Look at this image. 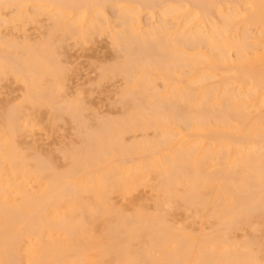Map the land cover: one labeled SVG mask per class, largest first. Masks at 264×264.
Here are the masks:
<instances>
[{"label": "bare ground", "instance_id": "6f19581e", "mask_svg": "<svg viewBox=\"0 0 264 264\" xmlns=\"http://www.w3.org/2000/svg\"><path fill=\"white\" fill-rule=\"evenodd\" d=\"M213 1L0 0V89L23 90L0 98V264H264V40L229 33L239 6L210 20ZM256 1L240 21L264 37ZM103 38L97 83L120 86L108 119L68 100L61 67ZM208 63L250 87L208 90ZM40 109L46 127L68 116L78 143L57 157L29 144Z\"/></svg>", "mask_w": 264, "mask_h": 264}, {"label": "rangeland", "instance_id": "374dc122", "mask_svg": "<svg viewBox=\"0 0 264 264\" xmlns=\"http://www.w3.org/2000/svg\"><path fill=\"white\" fill-rule=\"evenodd\" d=\"M230 0H215V1H213V2H211L210 3V10H208L207 12H205V15L206 16H208L209 15V17H210V20H213V21H215L217 24H219L220 25V18L218 19V18H216L217 17V15H218V10L219 9H217V6H218V8L220 7V8H222L224 11H225V5H226V9H227V7H230V5H233V6H236V7H240L239 9L241 10V8H242V6H243V4L245 3L244 2V0H241V2H238V1H230V2H233L232 4L229 2ZM243 1V2H242ZM246 1V0H245ZM248 1V0H247ZM247 1H246V4H244L245 6H243V8L245 7H247L246 9L247 10H249V8L251 7V1L254 3V1H256V0H251V1H249V3H247ZM224 2V3H223ZM257 2V1H256ZM255 2V3H256ZM214 3V4H213ZM221 3V4H220ZM226 3V4H225ZM228 3V4H227ZM238 3H239V5H238ZM242 3V4H241ZM220 4V5H219ZM242 6H241V5ZM213 5H214V8H213ZM221 5H223V6H221ZM227 5H229V6H227ZM247 5V6H246ZM216 6V7H215ZM250 6V7H249ZM255 6V5H254ZM212 7V8H211ZM252 7H253V4H252ZM244 8V9H245ZM215 9H217L216 11H217V15L215 14ZM219 10V12H223V10ZM238 9V12H240V14L239 13H237V11L235 12V13H237L235 16H237L238 15V17H240V19H243L245 16H243L242 18H241V16L242 15H245L244 13H249L248 11H246V9H245V12H244V10L242 11H240ZM253 9V8H252ZM211 10H213V12H214V14H215V17H213L214 16V14L212 15V11ZM209 12H210V14H209ZM250 12H253L252 10L250 11ZM220 14V13H219ZM242 14V15H241ZM241 15V16H240ZM249 14H247V17H249L248 16ZM208 17V18H209ZM212 18V19H211ZM215 18V19H214ZM219 21H217V20ZM240 19L238 18V20H237V17H236V21L234 22V24L232 25H230L229 27H231L230 29L232 30H230L229 31V33L233 36V34L234 35H236V32H234V31H237V30H235V27H239L238 29V34L240 33L239 31H242V29L243 28H245V29H247L246 27H248V29L247 30H249V28H251L250 30L252 31H250L249 30V33L251 34V35H253L254 33L255 34H257V38H258V40L260 41L261 40V42L260 43H262V38H263V40H264V37H262V35L260 36L259 35V33L261 32V30H263V29H261V30H255V26H257L258 27V25H256V24H254L255 26H251L250 27V24H248V26H247V24L245 25V23H243L244 21L243 20H246V19H243V20H241L242 21V23H241V21H240ZM238 21V23L236 24V22ZM214 22V23H215ZM246 22V21H245ZM248 22V21H247ZM239 23H241V25L239 24ZM239 24V26H237ZM259 24V23H258ZM261 24V23H260ZM245 25V26H244ZM263 25H264V23H263ZM262 25V26H263ZM235 26V27H234ZM244 26V27H243ZM242 27V28H241ZM259 27H260V25H259ZM236 28V29H237ZM241 28V29H240ZM208 29V28H207ZM207 29H205V30H207ZM253 33V34H252ZM237 34V35H238ZM32 36H33V34H32ZM256 39V38H255ZM257 40V39H256ZM257 40V41H258ZM264 42V41H263ZM259 44V43H258ZM264 46V45H263ZM107 47V43H106V41H105V39L103 38V39H101V40H98L97 42H96V44L93 46V45H88V46H85V47H81V46H76V47H70V48H68V49H66V51H67V54H66V56H64V57H62V62L63 63H61V67H62V64H63V70H65V73L63 74V77H64V79H63V84L65 85V87H66V85H67V88H65L66 89V95H67V97L69 98L68 100H78L80 103L84 100V104L83 105H89V107L91 106V110H92V108H93V110H95L94 112H96L97 113V118H99L98 117V114H99V116H101V115H105V118L106 119H108V118H110L109 116H107V115H110L111 114V111L113 112L114 110H119V109H121V107H120V105H119V109L118 108H116L117 107V104H116V102H117V99H118V97H117V95L119 94V92H118V94L116 93V92H114V91H116V90H112V89H114V87L117 89H119V87L120 86H118L117 84H119V81H116V80H111L112 81V83L113 82H115L116 81V86H118V87H116V86H114V87H112L113 85L110 83V82H108V83H102V81H100L99 80V84L97 83V80H98V76H99V74H100V70H98L99 69V67L101 68V66L102 65H107V64H112L113 62V60H112V58H111V61H110V57H112L113 56V53L108 49V48H106ZM257 47H258V45H257ZM261 47H262V44L258 47L259 49H261ZM206 48L207 47H205V51H206ZM263 49H264V47H262ZM208 49V48H207ZM259 49H252L253 51H257V53H258V50ZM252 50H250V51H252ZM260 51V50H259ZM261 51H262V49H261ZM234 52H235V50L233 51V52H231V54H229V56L231 55V57H235V56H233L232 54H234ZM263 52V51H262ZM257 53H256V56H253V58L255 59V61L257 60V59H259V58H261V54L259 53L258 54V56H257ZM108 55H111L110 57L108 56ZM253 55H255V54H253ZM98 56V57H97ZM109 57V58H107L106 59V57ZM250 56H252V54L250 55ZM93 57V58H92ZM103 57H105V62H104V58ZM258 57V58H257ZM95 58V60H93ZM98 58V59H97ZM102 58V59H101ZM249 58V57H248ZM251 59H248V64H250L249 66L250 67H248V69H250V70H248L250 73H248V74H250L251 76H252V71H253V69H256L257 68V66L259 65L258 64V62H256L255 63V61H254V59L252 58V57H250ZM263 58V59H262ZM260 60L261 61H264V57H262ZM97 59V60H96ZM234 60H235V58H233ZM64 60H65V63H64ZM103 60V61H102ZM250 60V61H249ZM260 60H258V61H260ZM96 61V62H95ZM106 61H107V63H106ZM251 61H252V63H251ZM109 62H111V63H109ZM204 63H206V61L204 62ZM237 63V62H236ZM240 63H243V62H240ZM259 63H262V62H259ZM264 63V62H263ZM262 63V64H263ZM207 64V63H206ZM206 64H205V66H206ZM247 64V65H248ZM261 64V65H262ZM204 65V64H203ZM251 65H253V66H251ZM107 66H109V65H107ZM208 66H210V64L208 63V65L206 66V67H204V69L203 70H207V69H211L210 67H208ZM260 66V65H259ZM105 67V66H104ZM246 67V68H247ZM253 67V68H252ZM252 68V69H251ZM263 68V67H262ZM260 69V67L259 68H257V72H259L260 73V75H262V76H264V68L263 69H261V70H259ZM229 70L230 69H226L225 71H228L229 72ZM252 70V71H251ZM211 71V72H210ZM255 71V70H254ZM261 71H263V73L261 72ZM213 73V71L212 70H207L206 71V74H208V76L211 74V76H210V78L212 77V74ZM220 73V72H219ZM101 75V74H100ZM217 74L216 73H214V77L216 76ZM230 77V75L229 74H225V75H221L220 74V76L219 77H217V78H214V77H212V79L210 80V81H208V82H206L205 84V87H207V88H211V90H210V88L208 89V90H210V91H212V90H214V89H216L217 90V88H219L220 89V87H221V85L223 86V85H227L228 83V85L226 86V87H228L227 89H229L230 87V89H229V91L232 89V91H236V89L238 90V92H239V89L241 88V86H246L245 84L246 83H250V81H247L244 85L243 84H241L240 82H239V84L241 85V86H239V84H238V86L240 87H238L237 88V86L236 87H234V88H232L235 84L237 85V83H235V79L233 78H231L230 77V79L231 80H234L233 82L231 81V80H229V77ZM249 75V76H250ZM257 75H258V73H257ZM221 76H223V77H221ZM224 77L226 78V80L227 81H229V82H227L226 80H224ZM256 77V76H255ZM259 76H257V78H258ZM220 80H219V79ZM249 78V77H248ZM222 79V80H221ZM251 80L253 79L254 80V78L253 77H251L250 78ZM263 78H261V80H262ZM216 80V81H215ZM218 80V81H217ZM226 81L225 83H221V81ZM252 80V81H253ZM260 79H258V81H259ZM108 81V80H107ZM106 81V82H107ZM220 81V82H219ZM223 81V82H224ZM237 81V80H236ZM105 82V81H104ZM100 83H102V84H100ZM110 83V84H109ZM217 83V84H216ZM218 83H221V84H218ZM231 83H233L232 85H231ZM121 84V83H120ZM208 84H209V86H208ZM211 84H212V86H211ZM214 84L216 85L215 87H214ZM99 85V86H98ZM218 85V86H217ZM220 85V86H219ZM7 86H10L9 87V90H11L12 91V89H10L11 87L16 91V92H14V93H11L10 95H7V93H8V90H7V92H4L3 94H2V92H1V89H0V92H1V95H0V98H2L1 100H7V98L9 99V101H11V102H13V101H15L14 103H16L18 100H19V98H17V97H19V95L20 94H23V93H20V91H18V88H19V90H21L20 88L22 87V85H18V84H14L13 82L11 83V82H4V83H2V85H1V87L4 89L5 87H7ZM16 86H18V88H16ZM110 87H112V89L110 88ZM224 87L225 86H223L222 88H221V91H222V89H224ZM246 87H250V84L248 85V86H246ZM16 88V89H15ZM245 88V87H244ZM243 88V89H244ZM8 89V88H7ZM111 89V90H110ZM117 89V91H119ZM235 89V90H234ZM246 89V88H245ZM244 89V90H245ZM13 90V91H14ZM215 90V92H217V91H219V90H217L216 91ZM241 91H242V88L240 89ZM6 91V90H5ZM21 91H23V90H21ZM212 92H214V91H212ZM220 92V91H219ZM253 93H252V97H250V93H249V98L247 99V100H245L244 101V103H248V104H250V106H249V108L250 107H253V106H255V107H253L250 111H254L253 112V114H254V116L258 113L257 112V110H258V106H257V103H256V105H255V103H252V102H254L253 100L255 99L256 100V98H253V95H254V93H255V91L253 90L252 91ZM114 93H116V97H115V95H114ZM237 93V92H236ZM214 95H215V93H213ZM217 94V93H216ZM255 96V95H254ZM66 97V98H67ZM21 98V97H20ZM117 98V99H116ZM253 98V99H252ZM12 99V100H11ZM18 99V100H17ZM250 99V100H249ZM17 100V101H16ZM70 100V101H71ZM118 100H120V99H118ZM78 101H76V102H78ZM116 101V102H115ZM256 102V101H255ZM83 103V102H82ZM112 103L114 104V109H112L113 107H111L110 106V108H109V105L111 104L112 105ZM118 103V102H117ZM247 104V105H248ZM254 108L255 109H257L256 110V112H255V110H254ZM90 109V108H89ZM91 110L90 111H86L85 112V115H86V113L88 112V114L89 115H86V116H90V114L91 113H93V112H91ZM111 110V111H110ZM115 111L118 115H119V113H120V110L119 111ZM42 112V113H41ZM90 112V113H89ZM115 112H113L110 116L111 117H113V115L115 114ZM41 113V114H40ZM49 114V112H48V110L47 111H45L44 109H40L39 111H38V114H39V117L40 118H44L43 120H41L40 119V121H42V122H39V124L41 123V124H43V126L45 125L44 123H47L48 124V121H47V114ZM109 113V114H108ZM258 115V114H257ZM50 116V115H49ZM48 116V117H49ZM102 116V117H103ZM253 116V117H254ZM66 119H68V121L70 122V123H68V124H73V123H71V121L69 120V118H68V116H64ZM114 117H117V115L115 114V116ZM46 118V119H45ZM90 118H91V116H90ZM104 118V117H103ZM49 119H51V117L49 118ZM45 120V121H44ZM93 120V121H92ZM92 120L90 121V122H95L94 121V118L92 117ZM51 121V120H50ZM63 121V122H62ZM67 121V120H66ZM65 121V123H64V120H60V121H57V123H55V126H54V124H52V125H50L49 127H46V125L44 126V127H46V128H44L43 130H42V128L40 127V128H38V129H35L34 130V132H33V134L35 135L34 137H33V134H29L27 137H29V144H30V142L32 141H38V143H37V145H40L39 147L40 148H42L44 151L47 149L48 150V148L50 149V148H52V149H50V151H52V150H54V153L53 154H55L56 152L58 153V154H60L59 153V149H61L62 147H60V145H61V143H63V142H70V141H74L75 142V144L76 143H78L77 142V140L78 139H76V137H77V135L76 136H74V134H73V131L74 130H72L73 128L71 127V125L69 126L68 124H67V122ZM60 122H62V123H60ZM51 122H49V124H50ZM57 124V125H56ZM48 126V125H47ZM72 129H71V128ZM73 127H74V129H75V125L73 124ZM51 128H53V129H51ZM74 133L76 134V132L74 131ZM26 136V135H25ZM30 137H32V139L30 138ZM25 138V137H24ZM27 139V138H26ZM24 140V142H27L28 140ZM34 139V140H33ZM254 139V138H253ZM60 140H63L61 143H59V141ZM76 140V141H75ZM255 140V139H254ZM253 140V141H254ZM251 141V140H250ZM256 142V141H255ZM28 143V142H27ZM68 143H66V144H64V145H68ZM71 143V142H70ZM250 143H252L253 144V142H250ZM72 144H74L73 142H72ZM58 145H59V147H58ZM63 145V144H62ZM45 148V149H44ZM56 148H58V151H57V149ZM56 149V150H55ZM49 151V150H48ZM53 152V151H52ZM58 154L56 155L55 154V156L54 157H57L58 156ZM60 157V156H59ZM59 157H58V159H59ZM58 161V160H57ZM63 163V161L62 160H59V165L60 164H62ZM118 200H120V199H117V201Z\"/></svg>", "mask_w": 264, "mask_h": 264}]
</instances>
